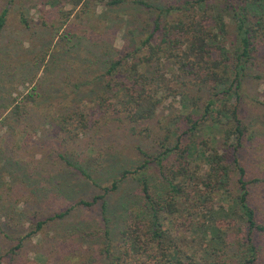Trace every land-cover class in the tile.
<instances>
[{"label":"trees","instance_id":"trees-1","mask_svg":"<svg viewBox=\"0 0 264 264\" xmlns=\"http://www.w3.org/2000/svg\"><path fill=\"white\" fill-rule=\"evenodd\" d=\"M88 1L48 0L53 7L71 4L73 7L84 5L90 9ZM124 1L98 0L97 4L111 8ZM136 2L157 11L151 33L132 50L121 49L117 57L107 59L106 71L96 75V78H103L104 86L92 102L93 110L77 106L72 111H60L53 117L55 125L52 123L51 126L55 134L64 135L63 140L66 141V136L76 140L96 124L105 125L104 128L111 131L114 129L112 134L119 135L118 125L125 122L132 124V132L136 135L146 132L145 137L154 140L155 150L146 149L142 143L138 145L139 154L144 158L140 165L134 170L126 167L118 169L113 173L112 185L101 187L102 193L81 196L67 205L64 211L46 218L37 210L38 214L30 217L32 230L19 238L16 248H21L24 240L35 236L49 222L67 217L73 209L87 210L100 204L104 221L100 229L81 222L74 234L78 240L104 238L99 245L101 255H90L98 261L85 259L86 255L79 264H260L256 237L264 233V222L252 203L251 183H264V177L249 179L239 152L247 132L240 115L242 90L247 76L245 71L255 59L260 46L264 45V0ZM8 14L6 6L0 12V41L6 30ZM21 20L29 27L25 17L22 16ZM39 56L40 52L34 59L37 60ZM2 57L0 52V61ZM45 57L42 55L41 59ZM154 58L173 60L178 70L183 71V76H191L189 80L195 78L201 92L206 90L204 106L200 102L202 97H192L191 104L195 110L196 106L201 110L200 115L192 110L187 112L188 105L184 104L185 110L174 119L176 126L172 125L173 121L160 127H156L158 123H151L163 102V97L158 94L164 91V87L155 79L151 80L142 67L150 64ZM9 67L5 62H0V130L6 129L1 138L12 148L17 135L21 142L32 139V135L27 133L30 124L25 122L30 117L33 109L30 104L35 99L31 91L20 101L17 96H8L11 92L9 86L13 83L9 78L11 73L6 70ZM223 116L227 117L226 121L222 119ZM71 121L78 124L74 131ZM207 121L218 128L224 125L225 136L221 148L211 145L210 139L196 137ZM137 126H141L142 130H138ZM194 144L201 146L207 165L202 182L195 187L203 184L202 196L193 195L188 183L191 179L194 181L192 175L196 174L189 167L192 164L189 155ZM61 156L86 183H98L88 167ZM4 164L7 165L8 160ZM150 167L155 169L158 177L150 173ZM234 174H237L236 179ZM128 175L135 178L138 184L136 191L128 195L125 192L123 198L117 200L109 198L112 192L119 189L120 179ZM158 181L163 190L157 188L155 183ZM215 199H219L221 204L215 206ZM227 200L234 202V205L228 206ZM119 206L123 213L128 211V214L118 236L109 225V216L116 217ZM23 211L31 210L25 208ZM3 218L0 233L9 237L13 230L11 220ZM191 227V249H187L183 243L188 239L186 232ZM199 233L204 236L208 234L211 240L218 241L219 246L206 248V253H201L202 249L195 243L199 241ZM4 250L0 248V264H13L11 259L6 258L8 255L2 253ZM205 255H211V258ZM70 259H73V255H61L60 262H72Z\"/></svg>","mask_w":264,"mask_h":264},{"label":"rangeland","instance_id":"rangeland-1","mask_svg":"<svg viewBox=\"0 0 264 264\" xmlns=\"http://www.w3.org/2000/svg\"><path fill=\"white\" fill-rule=\"evenodd\" d=\"M136 1L125 0L117 7L104 8L97 4L98 0H89L90 9H87L84 5L73 7L71 4L53 7L48 0H0V12L6 6L9 9L6 30L0 41V52L6 58L2 57L0 62L10 66L6 70L12 75L9 76L13 83L9 86L11 94L8 96H17L20 101L31 91L35 99L30 104L33 109L25 122L30 124L27 133L32 135L31 140L21 142L17 135L14 146L9 148L1 138L6 129L0 130V224L3 217H8L13 229L9 237L0 233V248H5L2 253L8 255L6 258L13 264H79L86 255L85 259L92 260L90 255H101L99 245L104 238L78 240L74 234L81 222L100 229L104 224L100 204L87 210L75 208L67 217L56 218L35 236L24 240L21 248H16V245L20 237L32 230L30 217L37 215V210L46 218L64 211L67 205L81 196L102 193L101 187L112 185L113 173L118 169L134 170L140 165L144 158L139 154L138 145L142 143L146 149L155 150L154 140L145 137L146 132L136 135L132 132V124L125 122L118 125L119 135L112 134L114 129L111 131L104 128L105 125L96 124L76 140L66 136V141L63 140L64 135L55 134L51 126L52 123L55 125L53 117L60 111H72L77 106L91 109L94 106L92 102L104 86L103 78H96V75L106 71L107 59L117 57L121 49L132 50L151 33L157 11L140 6ZM144 1L155 4L175 0ZM22 16L27 19L29 27L21 20ZM39 52L40 56L35 60L34 56ZM42 55L46 56L44 60ZM255 55L245 71L247 76L240 103V115L247 132L239 157L249 179L264 177V45ZM142 69L151 80L155 79L164 87V91L158 94L163 97V102L152 124L158 123L156 127H160L173 121L172 125L176 126L174 119L185 110L184 104L188 105L187 112L192 110L200 115L201 110L197 106L195 110L191 104L192 97H202L200 102L204 106L207 92H201L195 78L189 80L191 76H183V71L178 70L173 60L154 58ZM232 101L235 102V98ZM222 119L226 121L227 117ZM71 123L72 129L78 126L75 121ZM141 126H137L138 130H142ZM224 129V125L218 128L207 121L196 137L210 139L211 145L221 148ZM232 141H235V136ZM61 155L88 167L98 183H86ZM189 158L192 159L189 167L196 171L192 175L194 181L188 182L189 189L193 195L202 196L203 184L195 188L202 182L207 168L201 146L194 144ZM5 160H8L7 165ZM172 160L173 156L170 162ZM150 173L157 176L155 169ZM119 178L120 175L117 176ZM236 178L237 174H234ZM155 184L158 189H164L160 181ZM251 185L252 203L264 222V183ZM137 188L135 178L128 175L120 179L119 189L109 198H123L125 192L128 195ZM213 203L215 206L221 204L219 199ZM226 204L230 206L234 202L227 200ZM25 208L31 211H23ZM119 208L116 217L109 216V225L118 236L128 214V211L123 213L121 206ZM203 210L206 212L205 207ZM192 227L186 232L188 239L183 243L187 249H191ZM257 236L259 263L264 264V233ZM202 237L205 238L201 241ZM198 238L195 243L203 254L207 249L219 246L218 241L211 240L208 234L199 233ZM61 255H73L72 262H60ZM205 256L211 258V255Z\"/></svg>","mask_w":264,"mask_h":264}]
</instances>
